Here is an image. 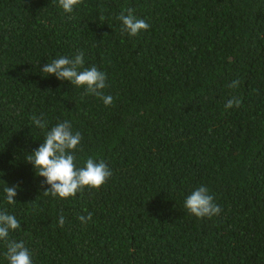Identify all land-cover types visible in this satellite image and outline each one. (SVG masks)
<instances>
[{
  "label": "trees",
  "instance_id": "16d2710c",
  "mask_svg": "<svg viewBox=\"0 0 264 264\" xmlns=\"http://www.w3.org/2000/svg\"><path fill=\"white\" fill-rule=\"evenodd\" d=\"M130 9L147 31L121 30ZM77 53L106 74L110 106L41 73ZM34 118L70 120L77 165L103 160L111 177L46 194L25 161L43 141ZM0 172V210L21 224L10 239L34 264H264V0H80L68 14L57 0H0ZM6 184L20 186L13 205ZM201 185L218 215L183 207Z\"/></svg>",
  "mask_w": 264,
  "mask_h": 264
},
{
  "label": "clouds",
  "instance_id": "9594fccd",
  "mask_svg": "<svg viewBox=\"0 0 264 264\" xmlns=\"http://www.w3.org/2000/svg\"><path fill=\"white\" fill-rule=\"evenodd\" d=\"M79 2L80 0H57L58 7L66 14L72 13ZM117 19L121 22V30L130 36L145 32L150 27L144 19H138L131 9L127 15L121 14ZM84 62L83 53H77L72 58L58 56L50 63H46L40 71L46 76H55L60 81H69L74 87L83 88L89 94L100 96L104 106H110L113 97L101 92L107 87L106 74L96 66L85 68ZM238 85L239 81L234 80L229 87L236 88ZM239 104L240 100L233 97L224 107L228 110ZM34 123L37 127L45 129L43 141L26 154L25 161L31 165L36 177L44 178L43 183L49 186L44 191L46 194L50 193L53 198L67 199L85 188L99 189L111 177V169L103 160L97 161L88 157L83 166L77 165V150L83 137L80 131L74 130L70 120L58 121L51 128H48L40 118H34ZM19 187V185L11 187L7 185L4 188L3 199L8 205L16 203L14 198L18 194ZM213 199L208 188L201 185L191 190L185 197L183 207L197 219L210 218L220 213V207L213 202ZM79 220L81 223H86L87 220H91V214L87 218L80 216ZM59 223L63 225V218ZM20 225L15 215L7 210H0V242L6 246L3 258L7 264H34L33 254L25 246L24 241L10 239V233L20 229Z\"/></svg>",
  "mask_w": 264,
  "mask_h": 264
}]
</instances>
